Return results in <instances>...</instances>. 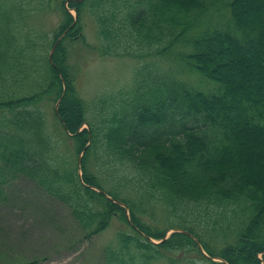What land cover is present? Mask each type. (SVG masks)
Listing matches in <instances>:
<instances>
[{"label": "trees", "instance_id": "16d2710c", "mask_svg": "<svg viewBox=\"0 0 264 264\" xmlns=\"http://www.w3.org/2000/svg\"><path fill=\"white\" fill-rule=\"evenodd\" d=\"M88 17L99 56L135 62L90 107L70 64ZM19 178L85 239L125 227L102 264H264V0H0V204Z\"/></svg>", "mask_w": 264, "mask_h": 264}, {"label": "rangeland", "instance_id": "374dc122", "mask_svg": "<svg viewBox=\"0 0 264 264\" xmlns=\"http://www.w3.org/2000/svg\"><path fill=\"white\" fill-rule=\"evenodd\" d=\"M71 14L76 18L74 9H71ZM58 23V16L50 10H39L27 21L31 30L39 35L36 38L38 44L51 40L50 34ZM83 26L88 46L74 44L70 51V64L76 77L77 92L90 107L101 95L115 94L119 90L127 89L132 81L135 62L127 57L99 56L96 48L95 51L92 49L100 44L92 18H84ZM44 33L47 35L45 41L41 38ZM186 78L193 84L199 80L194 75ZM200 83L202 88L211 87L207 82ZM46 106L47 113L50 114L57 103L47 102ZM80 161L81 157H76L78 173L81 176ZM101 179L105 186L113 185L110 179ZM2 195L4 201L0 204V264H102L103 248L113 244L116 231L121 226L124 227L117 220H113L103 232L85 239L84 233L68 216L66 207L45 195L25 178L14 181ZM161 216V211L154 215L160 223ZM170 233L168 231L166 236ZM162 264L184 263L166 260Z\"/></svg>", "mask_w": 264, "mask_h": 264}, {"label": "water", "instance_id": "95a60500", "mask_svg": "<svg viewBox=\"0 0 264 264\" xmlns=\"http://www.w3.org/2000/svg\"><path fill=\"white\" fill-rule=\"evenodd\" d=\"M60 38H61V37H60ZM60 38L58 39V41L60 40ZM52 52H53V49L51 50L50 56H51ZM173 231H178V232H180L179 230H173Z\"/></svg>", "mask_w": 264, "mask_h": 264}]
</instances>
